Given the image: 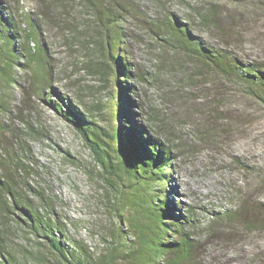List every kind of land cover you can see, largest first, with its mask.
Listing matches in <instances>:
<instances>
[{
	"label": "trees",
	"instance_id": "16d2710c",
	"mask_svg": "<svg viewBox=\"0 0 264 264\" xmlns=\"http://www.w3.org/2000/svg\"><path fill=\"white\" fill-rule=\"evenodd\" d=\"M152 1L153 15L147 16L135 0H78L76 5L73 0H38L34 12L24 10L20 0H0V140L7 131L4 118L23 111L31 95L72 126L105 182L109 236L95 253L80 240L65 239V224L55 211V218L47 213L52 208L43 189L28 183L33 167L24 160L27 147L23 151L1 145L0 264H33L32 258L38 264L203 263L196 238L200 221L192 210L185 215L178 198H169L177 197L172 169L181 156L184 134L179 129L187 126L186 136L209 142L219 122L233 119L221 113L242 114L230 108L232 97L264 106V61L246 53L251 30L264 22V0H180L182 15L161 0ZM131 19L143 24L158 47L159 59L151 60L155 70L134 71L127 54ZM50 21L68 31L63 37L68 47L83 53L87 71L115 84L113 127L105 129L88 117L99 104L77 106L53 85L55 65L43 35ZM135 81L154 86L158 97L163 92L173 101L171 107L164 111L151 99L138 100ZM25 127L43 133L29 123ZM13 135H20L15 126ZM242 165L251 168L256 183H264V162ZM254 191L245 192L249 198L211 210L210 232L242 229L264 236V198ZM11 228L45 237L50 258L30 250L28 262L19 260L6 244Z\"/></svg>",
	"mask_w": 264,
	"mask_h": 264
},
{
	"label": "rangeland",
	"instance_id": "374dc122",
	"mask_svg": "<svg viewBox=\"0 0 264 264\" xmlns=\"http://www.w3.org/2000/svg\"><path fill=\"white\" fill-rule=\"evenodd\" d=\"M37 1L20 0V4L24 10L34 12L37 9ZM135 2L140 4L145 15H153L152 0ZM162 2L179 15L184 12L180 0H161ZM76 4L78 0H73V5ZM251 31L246 45L248 58L264 61V22H258ZM129 32L127 54L135 67L134 71L137 67L155 70L154 65L159 59L155 58L159 50L148 36L146 28L139 20H133ZM68 34L67 30L61 31V28L51 21L43 28V35L50 44V53L55 65L53 85L71 96L77 106L99 104L88 112V117L95 120L97 125L109 129L116 122L117 105L113 94L116 86L109 80L102 81L98 73L87 71L82 62L83 53L75 47H68L65 41ZM162 60L167 61L168 55ZM162 78L164 81L166 76L162 74ZM135 82L138 100L139 97L151 99L156 108L164 111L171 107L173 101L163 92L158 97L154 86L141 81ZM231 102L234 103L230 108L236 107L242 110V114L238 115L229 110L221 113L229 114L233 119L219 122V125H222L216 126V134L209 142H199L186 136L189 133L187 126L179 129L180 134H184L181 138V156L177 160L178 165L172 169V177L177 185V197L169 198L170 201L178 198L179 206L181 203L185 215L192 210L200 221L196 238L202 264H264L263 233L253 232L247 235L242 229H216L210 232L211 229L207 226L212 220L211 210L227 207L245 196L249 198L245 192H252V188H255L254 192L262 194L260 198H264V183H256L257 177L251 173V168L243 169L242 165L247 163L256 167L264 162V106L254 99L240 95L232 97ZM122 105L125 107V104ZM22 110L13 115V120L4 118L8 125L5 140H0V146L9 145L10 148L23 151V146L27 147L28 150L24 153L28 154V158L24 157V160L30 169L33 167L28 183L32 187L43 189L49 201L48 208H52L51 212L47 213L54 218L56 215V218L65 224V239L75 238L84 242L93 253L99 252L105 244L103 237H109L106 231L107 193L105 182L97 175L99 167L91 151L72 126L42 105L35 95H31L29 104L24 105ZM28 123L34 128H42L43 133H30L25 127ZM13 126L18 129L20 135H13ZM19 139L21 141L17 142ZM169 181L171 182V178ZM31 199L37 204L41 202L36 196ZM6 233L8 249L15 253L19 260L28 262L30 250L36 252L39 257L50 258L45 237L24 234L13 228ZM66 242L71 245L68 240ZM30 262L39 263L34 258Z\"/></svg>",
	"mask_w": 264,
	"mask_h": 264
}]
</instances>
